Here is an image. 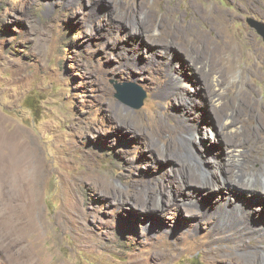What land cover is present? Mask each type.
Wrapping results in <instances>:
<instances>
[{"label": "rangeland", "instance_id": "1", "mask_svg": "<svg viewBox=\"0 0 264 264\" xmlns=\"http://www.w3.org/2000/svg\"><path fill=\"white\" fill-rule=\"evenodd\" d=\"M247 16L264 23V0H0V264H264V187L254 203L244 187L201 196L210 211L238 205L240 232L216 231L217 213L189 218V193L164 223L132 203L161 201L187 146L200 175L229 179L216 121L199 132L179 115L206 87L226 90L240 148L264 154L238 95L250 69L264 104ZM117 85L139 87L142 106Z\"/></svg>", "mask_w": 264, "mask_h": 264}, {"label": "bare ground", "instance_id": "2", "mask_svg": "<svg viewBox=\"0 0 264 264\" xmlns=\"http://www.w3.org/2000/svg\"><path fill=\"white\" fill-rule=\"evenodd\" d=\"M250 71V69L243 70L244 73H249ZM251 72L255 73L254 71ZM244 73L241 74V83L244 88L240 89L238 95L240 96V101H242V104L246 108V110H255L256 114L250 113V115H255V129L257 132L256 140L258 141L256 143H259L262 145V147H264V104L259 105L258 101L254 99V90L247 84L248 81H245L243 77ZM206 80L207 78H204V81ZM225 91L220 90L219 88H213V86L212 88L206 87L204 90L196 91L193 94V98L190 100L191 103L189 105L184 104L179 112V115L182 118L181 121L184 123L183 126L186 129L189 128V124H192V126L198 128L199 132L204 126L202 124L203 122H213V120L216 121V125L214 123V126L216 127L213 133L216 135L217 140L221 142L217 143L219 144L218 146H220V144H224L226 146V154L224 153L226 161L224 162V165L227 166L226 173L229 175V179L216 176L206 178L200 175V173L197 172V168L194 164L195 160L198 159L197 155L191 150L189 146H187L186 152L180 154L176 160L178 162L179 177H177V179L175 178L170 183V188L168 190H165L161 193L160 202H156L155 198L153 197H148L145 200H132L134 206L138 202L144 204L146 206V208L144 207V209L148 213L151 210H158L159 212H157L159 215H155L160 218L159 223H164L163 220L170 217L169 212L171 208H173L174 206H180L179 201L175 202V196L181 195L183 193H189L192 194L195 199L194 204L191 207L184 206V212L186 215L189 216V218L193 217L196 219H206L210 217L212 213H217L214 225L216 231H221L227 227L233 226L240 232L241 229L244 228H242L238 222L239 220H241V218L234 217L230 213H233L235 211H237L238 213L240 211V207L238 205L227 208L224 203L221 204V206L214 208L213 211H210L212 209L211 204L208 203L209 201L203 202L201 196L206 191L210 190L214 191L215 193H224L222 191V188L225 187V185H228L227 189L231 192L238 191V187H244L246 189V192H243L246 193L248 202H253V200L256 201V198H260V196H257L256 193L258 192V190L264 187V154L260 153V151L257 150L258 146L251 147L250 149L240 148L244 145L241 140H239L238 136L241 130L243 131V129L242 127H237L240 123L238 115L233 112H230L227 109V103L222 100ZM199 101L203 102L204 104L202 105ZM207 111H210V113L212 112L213 116H211L210 114V116L207 117ZM203 136L204 135H202V137ZM204 148L207 149L206 146ZM215 148H217V146L213 147L212 145L211 150ZM216 151L217 150L212 151L210 155H214ZM170 197L172 198V200L170 199ZM259 198L257 201H259ZM214 200L216 199L214 198ZM183 217L184 216H182L181 218ZM184 219L185 217L182 220ZM187 219L188 218L186 217V220ZM229 263L244 264L243 262L234 258H231L229 260ZM257 264H262V262L260 261Z\"/></svg>", "mask_w": 264, "mask_h": 264}, {"label": "water", "instance_id": "3", "mask_svg": "<svg viewBox=\"0 0 264 264\" xmlns=\"http://www.w3.org/2000/svg\"><path fill=\"white\" fill-rule=\"evenodd\" d=\"M247 24L255 29V31L262 37L264 41V23L252 16L246 17ZM119 89L118 95L124 98L133 108H140L143 104L145 93L135 85H126L125 88L117 85Z\"/></svg>", "mask_w": 264, "mask_h": 264}, {"label": "trees", "instance_id": "4", "mask_svg": "<svg viewBox=\"0 0 264 264\" xmlns=\"http://www.w3.org/2000/svg\"><path fill=\"white\" fill-rule=\"evenodd\" d=\"M26 103L29 105V107L34 108V104L32 102L30 103L29 101H27Z\"/></svg>", "mask_w": 264, "mask_h": 264}]
</instances>
